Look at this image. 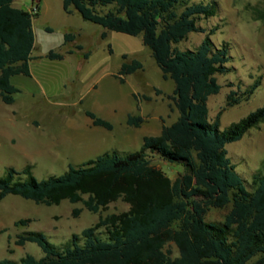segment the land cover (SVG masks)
I'll use <instances>...</instances> for the list:
<instances>
[{
    "label": "trees",
    "instance_id": "1",
    "mask_svg": "<svg viewBox=\"0 0 264 264\" xmlns=\"http://www.w3.org/2000/svg\"><path fill=\"white\" fill-rule=\"evenodd\" d=\"M66 12H77L84 20L143 41L165 79L175 82L170 96L179 111L176 121L163 124L157 135H146L138 150L122 154L106 151L81 166L71 165L61 175L38 179L31 167L27 179L17 180L13 167L0 177V202L17 194L37 203L59 204L68 199L82 201L92 212H100L122 199L129 209L111 213L72 236L64 249L51 244L40 231L20 234L16 243H37L44 255L25 254L19 261L0 259V264H264V173L254 174L251 188L228 155L227 144L264 122V105L220 128L221 109L210 119L208 99L220 92L219 74L231 71L227 46L217 47L199 24L216 14V4L196 0H63ZM37 14V13H36ZM32 11L0 0V96L12 104L19 89L14 75H31L30 59L35 44ZM258 18L264 19V13ZM192 32H205L195 49L177 44ZM107 32L102 33L105 38ZM74 33H66L72 41ZM83 49L82 45H78ZM69 52H72L71 50ZM53 59L63 53L51 51ZM89 53H85L88 57ZM127 58V54H123ZM143 68L139 59L124 61L125 76ZM257 80L246 90H231L226 106L248 100L259 86ZM94 125L112 129L109 120L87 110ZM142 115L129 114L127 123L139 127ZM181 165L175 179L152 158ZM230 207L222 221H208L211 208ZM81 208L73 210L79 216ZM30 218L16 221L26 225ZM105 236V237H104Z\"/></svg>",
    "mask_w": 264,
    "mask_h": 264
},
{
    "label": "rangeland",
    "instance_id": "2",
    "mask_svg": "<svg viewBox=\"0 0 264 264\" xmlns=\"http://www.w3.org/2000/svg\"><path fill=\"white\" fill-rule=\"evenodd\" d=\"M202 1L215 3L216 14L201 18L199 24L207 31L216 29L211 35L215 45L227 46L231 56V71L218 75L220 92L208 99L211 120L224 108L220 117L224 130L264 105V19L258 18L264 13V0ZM13 5L37 13L33 19L35 44L31 75L18 74L11 79L19 89L14 103H6L0 96V177L13 167L16 179L25 180L28 166L40 180L61 175L71 165L81 166L106 151L126 154L138 150L154 123L152 132H159L164 123L177 120L179 111L170 97L175 82L163 77L142 34L134 36L84 20L77 12H66L63 0H13ZM66 33H74V40L66 41ZM205 35L192 32L177 46L195 49ZM51 51L65 57L50 58ZM134 58L143 63V68L126 75L122 82V63ZM257 80L260 84L248 100L226 106L231 90L241 93ZM87 110L112 122L113 128L94 125ZM129 114L142 115L145 121L139 127L129 125ZM227 149L251 188L254 174L264 173V122L240 140L228 143ZM152 160L172 179L184 170L158 156ZM75 208H81L79 216H74ZM229 208H211L206 219L222 221ZM128 209L129 204L121 198L100 212H92L82 201L64 199L47 205L9 194L0 202V259L19 261L27 253L37 258L44 255L35 242L18 245L16 240L22 233L43 232L51 244L64 249L73 234L94 225L100 215ZM22 218L31 221L16 225Z\"/></svg>",
    "mask_w": 264,
    "mask_h": 264
},
{
    "label": "crops",
    "instance_id": "3",
    "mask_svg": "<svg viewBox=\"0 0 264 264\" xmlns=\"http://www.w3.org/2000/svg\"><path fill=\"white\" fill-rule=\"evenodd\" d=\"M155 126H156V123H154V127H153V129H155ZM153 129H152V130H153ZM161 129H162V127H161ZM152 130H150L151 132L148 130L149 135H157V134H159V133L161 132V130H160L159 132H152ZM150 133H152V134H150ZM145 136H146V135H145ZM143 138H144V137H143Z\"/></svg>",
    "mask_w": 264,
    "mask_h": 264
},
{
    "label": "built area",
    "instance_id": "4",
    "mask_svg": "<svg viewBox=\"0 0 264 264\" xmlns=\"http://www.w3.org/2000/svg\"><path fill=\"white\" fill-rule=\"evenodd\" d=\"M35 11H36V8H35ZM35 13V12H34Z\"/></svg>",
    "mask_w": 264,
    "mask_h": 264
}]
</instances>
